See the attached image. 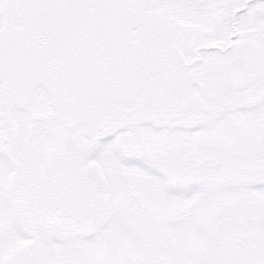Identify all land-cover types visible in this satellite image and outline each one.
I'll return each mask as SVG.
<instances>
[{
	"label": "snow or ice",
	"instance_id": "snow-or-ice-1",
	"mask_svg": "<svg viewBox=\"0 0 264 264\" xmlns=\"http://www.w3.org/2000/svg\"><path fill=\"white\" fill-rule=\"evenodd\" d=\"M0 264H264V0H0Z\"/></svg>",
	"mask_w": 264,
	"mask_h": 264
}]
</instances>
